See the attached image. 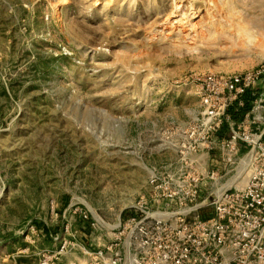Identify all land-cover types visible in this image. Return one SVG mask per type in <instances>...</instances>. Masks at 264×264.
Listing matches in <instances>:
<instances>
[{"label":"rangeland","instance_id":"1","mask_svg":"<svg viewBox=\"0 0 264 264\" xmlns=\"http://www.w3.org/2000/svg\"><path fill=\"white\" fill-rule=\"evenodd\" d=\"M263 62L264 0H0V264H103L181 169L200 80ZM210 155L203 205L238 176Z\"/></svg>","mask_w":264,"mask_h":264},{"label":"built area","instance_id":"2","mask_svg":"<svg viewBox=\"0 0 264 264\" xmlns=\"http://www.w3.org/2000/svg\"><path fill=\"white\" fill-rule=\"evenodd\" d=\"M198 95L202 111L187 127V141L178 143L181 169L166 180L150 178L156 209L145 201L132 206L120 223L121 241L110 245L106 261L98 253L97 262L264 264V62L245 73L208 75L200 80ZM214 150L238 176L203 205L199 161L211 159ZM246 158L254 174L239 188L243 172L237 169ZM212 179L221 184L218 174ZM67 246L64 241L59 253Z\"/></svg>","mask_w":264,"mask_h":264},{"label":"bare ground","instance_id":"3","mask_svg":"<svg viewBox=\"0 0 264 264\" xmlns=\"http://www.w3.org/2000/svg\"><path fill=\"white\" fill-rule=\"evenodd\" d=\"M240 173L243 172L242 175H240V182L238 183V187L239 188H243L246 186V184L248 183V181L251 179V177L254 174V169L253 166H251L250 162H249V158H246L243 162L242 165L240 167ZM129 264V263H127Z\"/></svg>","mask_w":264,"mask_h":264},{"label":"trees","instance_id":"4","mask_svg":"<svg viewBox=\"0 0 264 264\" xmlns=\"http://www.w3.org/2000/svg\"><path fill=\"white\" fill-rule=\"evenodd\" d=\"M249 109H250V106L248 105V107L246 108V110H249ZM235 118L236 119L241 118L240 114L239 115H236ZM226 129H227V126H224V130H226Z\"/></svg>","mask_w":264,"mask_h":264},{"label":"water","instance_id":"5","mask_svg":"<svg viewBox=\"0 0 264 264\" xmlns=\"http://www.w3.org/2000/svg\"><path fill=\"white\" fill-rule=\"evenodd\" d=\"M215 200L214 196L210 197L209 201L213 202Z\"/></svg>","mask_w":264,"mask_h":264}]
</instances>
